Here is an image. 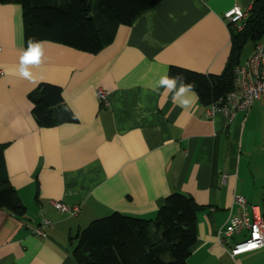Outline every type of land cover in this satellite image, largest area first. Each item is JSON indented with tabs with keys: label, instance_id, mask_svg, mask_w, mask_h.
I'll list each match as a JSON object with an SVG mask.
<instances>
[{
	"label": "crops",
	"instance_id": "crops-1",
	"mask_svg": "<svg viewBox=\"0 0 264 264\" xmlns=\"http://www.w3.org/2000/svg\"><path fill=\"white\" fill-rule=\"evenodd\" d=\"M253 1L162 0L119 25L96 54L41 41L44 61L33 71L61 88L74 116L50 127L32 116L36 85L7 74L26 46L20 4L0 3V145L25 207L22 217L0 209V264H78L71 237L92 220L119 212L152 222L172 192L201 206L187 264H264V248L228 253L245 232L219 237L230 214L241 212L234 196L264 219V98L228 121L200 101L191 112L163 89L151 91L170 65L222 72L234 27L223 13L234 5L248 13ZM51 200L80 210L58 212Z\"/></svg>",
	"mask_w": 264,
	"mask_h": 264
},
{
	"label": "trees",
	"instance_id": "trees-1",
	"mask_svg": "<svg viewBox=\"0 0 264 264\" xmlns=\"http://www.w3.org/2000/svg\"><path fill=\"white\" fill-rule=\"evenodd\" d=\"M162 0H0L22 8L24 45L29 40L53 41L91 54L98 53L113 39L119 25H131ZM264 38V0H254L244 26L230 30V48L219 74H209L170 65L167 72H182L195 82L199 101L211 104L233 87L234 70L249 41L253 46ZM37 124L50 127L73 121L63 103L59 86L40 82L28 94ZM33 105L35 107H33ZM0 145V209L18 217L25 207L11 185ZM199 206L189 195L172 192L157 209L155 220L119 212L92 220L71 239L78 264H187L196 241V212Z\"/></svg>",
	"mask_w": 264,
	"mask_h": 264
},
{
	"label": "built area",
	"instance_id": "built-area-1",
	"mask_svg": "<svg viewBox=\"0 0 264 264\" xmlns=\"http://www.w3.org/2000/svg\"><path fill=\"white\" fill-rule=\"evenodd\" d=\"M222 17L237 30H241L247 12L240 6L234 5L226 10ZM97 97L104 105L108 103L105 90L98 89ZM261 98H264V38L253 46L247 60L236 66L232 89L209 104L207 113L220 111L230 121L236 112L248 111L254 102ZM233 200L240 205L241 212L238 215L230 214L226 227L220 231V241L224 243L226 238L245 232L244 237L234 242L228 249L232 257L264 248V219L257 210V206L247 204L242 196H234ZM51 204L58 212L71 216L76 215L80 210L78 204L67 205L59 200H51ZM43 224L51 223L45 219ZM34 232L44 236V232L38 227L34 229ZM250 244L255 247L250 248Z\"/></svg>",
	"mask_w": 264,
	"mask_h": 264
},
{
	"label": "clouds",
	"instance_id": "clouds-1",
	"mask_svg": "<svg viewBox=\"0 0 264 264\" xmlns=\"http://www.w3.org/2000/svg\"><path fill=\"white\" fill-rule=\"evenodd\" d=\"M44 61V45L43 42L37 40H29L27 47L21 52L18 64L7 71V74L17 76L27 80L34 85L43 82L42 78L38 79L33 69L39 68ZM179 67V66H176ZM161 89L172 101L182 110L194 112L198 110L200 97L196 91L195 82L189 81L182 72L175 75H169V71L160 75L155 83L151 86V91L159 92ZM33 107H35L33 105Z\"/></svg>",
	"mask_w": 264,
	"mask_h": 264
},
{
	"label": "rangeland",
	"instance_id": "rangeland-1",
	"mask_svg": "<svg viewBox=\"0 0 264 264\" xmlns=\"http://www.w3.org/2000/svg\"><path fill=\"white\" fill-rule=\"evenodd\" d=\"M252 48H253V44L249 41L244 45L240 54V63L243 64L247 60V58L249 57L252 51Z\"/></svg>",
	"mask_w": 264,
	"mask_h": 264
},
{
	"label": "snow or ice",
	"instance_id": "snow-or-ice-1",
	"mask_svg": "<svg viewBox=\"0 0 264 264\" xmlns=\"http://www.w3.org/2000/svg\"><path fill=\"white\" fill-rule=\"evenodd\" d=\"M249 247H250V248H251V247H255V245H251V244H250Z\"/></svg>",
	"mask_w": 264,
	"mask_h": 264
}]
</instances>
